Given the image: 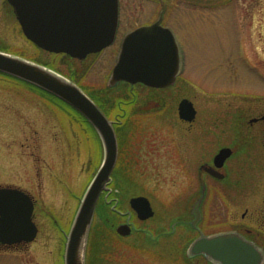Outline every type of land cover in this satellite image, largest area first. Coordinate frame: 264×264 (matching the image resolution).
Listing matches in <instances>:
<instances>
[{
    "label": "rangeland",
    "instance_id": "1",
    "mask_svg": "<svg viewBox=\"0 0 264 264\" xmlns=\"http://www.w3.org/2000/svg\"><path fill=\"white\" fill-rule=\"evenodd\" d=\"M121 1L123 27L136 26L126 24L130 17L145 21L157 17L161 9L157 0ZM167 5V16L178 29L181 47L187 56V65L177 82L178 99L185 96L194 99L204 117L216 106L212 103L224 98L219 95L212 98L210 94L214 92L232 93L236 91L233 87L238 86L241 93L229 94V99L245 103L253 99L247 91L264 98V0H167ZM119 42L120 38L117 44ZM0 47L52 67L74 81L69 77L72 62L28 40L8 0H0ZM110 52L105 51L79 76L83 85L89 86L91 92L99 94L106 102L113 98L106 86L115 59ZM217 55L219 58L214 61L217 67H212L211 59ZM189 81L195 82V88ZM223 85L228 88L219 89ZM251 87L256 90H248ZM59 104L63 106L45 92L0 73V187L20 188L38 199L36 223L40 228L33 246L36 250L21 255L0 254V264H57L56 252L60 251L59 242L63 238H59L55 227L61 225L63 232H69L82 198L97 173V169L85 168L81 159L74 168L66 159L70 137L58 123L61 118L54 117L57 112L54 108L59 107L55 105ZM219 125L224 126L220 122ZM48 151L57 154L58 164L52 162ZM128 171H134L132 178L123 180L136 182L130 193L149 194L158 209V216L152 223V230L145 233L148 241L133 248L135 254L119 260L121 257L115 253L112 259L117 264H142L143 258L159 264H186V248L194 234L188 233L186 228L197 198L193 201L186 198L182 202L183 211L178 212L180 208L172 195L198 189L199 180L192 182V186L188 180H173L178 175L181 177L183 171L166 165ZM239 182L243 195L226 185L228 197L213 202L214 220L236 219L247 208L250 215L256 208H264V180ZM207 212L205 205L203 213ZM111 236L109 241L117 247L120 244L118 237ZM85 260L87 263V251Z\"/></svg>",
    "mask_w": 264,
    "mask_h": 264
},
{
    "label": "flooded vegetation",
    "instance_id": "2",
    "mask_svg": "<svg viewBox=\"0 0 264 264\" xmlns=\"http://www.w3.org/2000/svg\"><path fill=\"white\" fill-rule=\"evenodd\" d=\"M157 1L161 7L157 17L144 19L145 21L140 17L135 20L130 17L126 20L128 21L126 24H136V26L128 28L129 25L123 27V5L122 1L118 0V21L111 45L84 58H75L66 53L58 54L72 62V73L69 77L105 115L114 129L118 144L117 160L111 174V181L108 188L101 193L96 206L86 264H117V261L112 259L115 253L121 257L119 260H123L124 257L127 258L133 253L136 245L148 241L145 233L152 230V223L158 216V209L152 202V197L148 196L149 194L130 193L136 182L123 180V178H132L134 171L128 170L161 168L164 165L182 169V176L178 175L176 176L178 179L174 177L173 180H188L189 186H192L195 180H199L198 189L195 188L190 193L183 190L172 195L176 206L180 208L178 212L183 211L182 202L186 198L192 201L197 198L196 203L203 197L202 218L197 227L193 225L195 203L190 212L192 218L186 230L194 234L188 245L201 235L236 233L255 245L262 254V264H264V208H256L252 215L247 208L236 219L226 217L219 221L214 220L211 208L217 198L228 197L226 185L232 190L239 191L237 194L241 196L243 191L242 185H239L240 180H264V98L260 99L254 92L247 91L246 93L250 97L253 96V99H246L245 103L234 98L229 99V94L241 93L237 90L241 87L233 85L235 92L223 91L210 94L212 98L217 95L227 98L212 103L216 106L206 112L204 117L194 99L188 96L178 99L180 95L177 82L187 65V56L181 47L178 29L170 22L172 18L167 16V0ZM157 23L171 30L180 45V74L175 82L166 87H153L128 81H118L112 85V72L125 37L142 26ZM119 38L120 42L117 44ZM0 50L3 49L0 47ZM105 51H111L109 54L115 57L106 85L109 95L113 98L107 102L99 94L91 92L89 86L83 85L82 77H79L89 66H93ZM219 53L221 56V51ZM219 55L211 59L212 67H217L214 61L219 58ZM84 63L87 64L83 66ZM189 82L195 88V82ZM227 88L228 85L219 87V89ZM248 90L256 89L251 87ZM184 100L191 102L196 110L195 115L190 119L181 117V103ZM61 103L63 106L59 104L55 105L59 107L53 108L57 111L54 117L61 118L58 119L60 121L58 123L63 126L62 131L70 137L68 138L70 150L66 153L67 155L65 154L66 159L68 158L69 164L72 163V168L81 159L83 164L85 163V168L97 169L98 172L105 158V149L99 131L83 114L67 103ZM219 122L224 126H218ZM48 153L52 162L56 164L60 162H56L57 154L54 155L53 151ZM56 173L59 174V170ZM118 173H121L119 177H117ZM30 196L35 206L33 220L36 223L38 199L33 194ZM137 197H146L150 201L153 214L146 213L147 217H140L131 204V200ZM205 205L208 206L207 214L203 213ZM36 225L38 234L33 241L13 244L0 241V254L21 255L36 250L33 246L40 235V228L37 223ZM55 228L59 238H63L59 242L60 251L56 252L57 264H65L66 242L64 241L67 234L66 231H62L61 225L57 224ZM111 235L118 237L120 244L117 247L109 241L112 238ZM186 259V264H213L204 255L193 257L188 255ZM141 263L159 264L150 258L149 262L144 258L141 259Z\"/></svg>",
    "mask_w": 264,
    "mask_h": 264
},
{
    "label": "water",
    "instance_id": "3",
    "mask_svg": "<svg viewBox=\"0 0 264 264\" xmlns=\"http://www.w3.org/2000/svg\"><path fill=\"white\" fill-rule=\"evenodd\" d=\"M25 36L39 47L84 58L109 46L116 32L118 0H8ZM179 44L173 32L159 23L138 28L124 40L111 84L118 81L166 87L180 73ZM0 72L35 85L70 104L99 131L105 158L90 183L67 236L65 264H86L85 256L96 205L111 181L117 160V138L110 122L89 96L72 80L45 65L0 51ZM181 117L196 110L187 100ZM203 197L194 205L193 225L202 218ZM140 217L153 214L146 197L131 200ZM34 202L17 188L0 187V241L13 244L33 241L38 228L33 221ZM149 214V215H151ZM190 257L204 255L213 264H262V254L236 233L201 235L188 248Z\"/></svg>",
    "mask_w": 264,
    "mask_h": 264
}]
</instances>
